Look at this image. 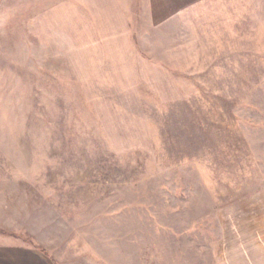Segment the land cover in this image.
Here are the masks:
<instances>
[{"label": "rangeland", "instance_id": "obj_1", "mask_svg": "<svg viewBox=\"0 0 264 264\" xmlns=\"http://www.w3.org/2000/svg\"><path fill=\"white\" fill-rule=\"evenodd\" d=\"M262 219L264 0H0V241L222 264Z\"/></svg>", "mask_w": 264, "mask_h": 264}, {"label": "crops", "instance_id": "obj_2", "mask_svg": "<svg viewBox=\"0 0 264 264\" xmlns=\"http://www.w3.org/2000/svg\"><path fill=\"white\" fill-rule=\"evenodd\" d=\"M264 219L245 224L242 239L230 240L222 264H264ZM240 227V226H239ZM0 264H58L46 251L36 246L0 241Z\"/></svg>", "mask_w": 264, "mask_h": 264}]
</instances>
